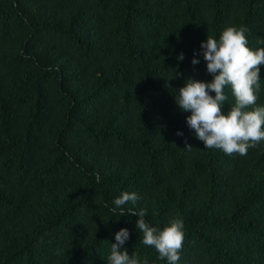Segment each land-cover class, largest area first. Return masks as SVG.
<instances>
[{"label": "trees", "instance_id": "16d2710c", "mask_svg": "<svg viewBox=\"0 0 264 264\" xmlns=\"http://www.w3.org/2000/svg\"><path fill=\"white\" fill-rule=\"evenodd\" d=\"M228 27L264 47V0H0V264H108L123 228L121 250L168 264L130 203L110 211L123 192L158 230L183 221L178 264H264V141L208 149L176 101Z\"/></svg>", "mask_w": 264, "mask_h": 264}, {"label": "clouds", "instance_id": "9594fccd", "mask_svg": "<svg viewBox=\"0 0 264 264\" xmlns=\"http://www.w3.org/2000/svg\"><path fill=\"white\" fill-rule=\"evenodd\" d=\"M246 32L244 27H228L219 40L208 36L202 42L201 49L207 71L213 79L204 82L188 78L176 96L179 108L191 113L187 123L195 130L196 138L203 141L206 148L221 149L228 155H247L250 148L264 141V107L255 106L260 89L261 66H264V47L251 49ZM178 59L183 60V54ZM199 62L198 58L192 61L193 65ZM176 77L175 72L173 78ZM226 87L231 88L235 97V104L227 113L223 111V105L228 100ZM96 179L100 181L99 174H96ZM138 200L137 193L123 192L114 200L115 207L110 211H118L123 217L124 206L130 203L133 207L127 209V214L139 217L136 228L143 233L142 244L153 247L159 253V258L166 259L168 264H178L185 239L183 221L173 219L163 230H158L146 222L145 209H135ZM129 238L127 228L116 233V243L111 244L108 264H141L135 254L130 255L126 248L121 250Z\"/></svg>", "mask_w": 264, "mask_h": 264}]
</instances>
